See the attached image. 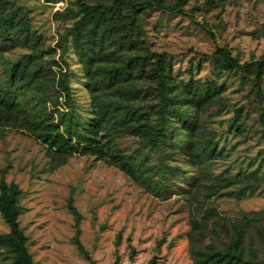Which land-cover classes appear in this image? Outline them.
<instances>
[{
    "label": "rangeland",
    "instance_id": "obj_1",
    "mask_svg": "<svg viewBox=\"0 0 264 264\" xmlns=\"http://www.w3.org/2000/svg\"><path fill=\"white\" fill-rule=\"evenodd\" d=\"M6 3L0 180L31 264H264V0ZM9 233L0 210V264Z\"/></svg>",
    "mask_w": 264,
    "mask_h": 264
},
{
    "label": "trees",
    "instance_id": "obj_2",
    "mask_svg": "<svg viewBox=\"0 0 264 264\" xmlns=\"http://www.w3.org/2000/svg\"><path fill=\"white\" fill-rule=\"evenodd\" d=\"M152 7L156 9L157 11H160L162 13H173V9H168L163 7L159 0H155V4L152 6L151 4L144 5V7ZM11 8L9 4H4L0 7V31L1 33L7 35L8 37L12 36L13 33L18 32H25L24 26L21 24V19L18 18V13L20 12L19 9H13L11 13H7V9ZM211 37L212 34H209ZM219 55L222 56L224 64L228 68H237L238 64L229 57L228 53H226L222 49H218L216 51ZM61 93H63L62 99L65 102V106L67 108L66 112H63L64 114L61 115L63 117H66L70 111L73 109V103L70 98L69 88L68 85L64 80L60 81ZM71 121L74 119V116L72 115L70 117ZM41 126H45L44 124H41ZM54 133H59V138L65 139L64 141H71L72 137L74 136V133H76V130H74V127L70 123H64L62 120H59L57 124H54ZM77 127V126H76ZM42 130H45L46 127L41 128ZM43 133V132H42ZM162 137V140L164 141L166 139V132L165 129L161 130L159 133ZM43 136V135H42ZM56 138L55 142L51 145L52 147L55 146L57 149H62V146H65L63 143H58V139ZM44 139V137H43ZM63 141V142H64ZM64 142V143H65ZM16 194V190L14 186L8 187L7 184L4 182L3 178L0 180V210L2 212V215L4 219L6 220L10 233L5 236L6 243L8 246L12 249V252L16 256V264H31L29 255L27 253V249L25 246V237L22 233V231L18 228V224L16 221V209H15V200L14 196ZM228 263L231 261L230 259L227 260ZM243 260L240 259V262L235 264H243ZM231 263V262H230Z\"/></svg>",
    "mask_w": 264,
    "mask_h": 264
},
{
    "label": "built area",
    "instance_id": "obj_3",
    "mask_svg": "<svg viewBox=\"0 0 264 264\" xmlns=\"http://www.w3.org/2000/svg\"><path fill=\"white\" fill-rule=\"evenodd\" d=\"M57 3V5L59 6H62L63 5V2L62 1H59V2H56Z\"/></svg>",
    "mask_w": 264,
    "mask_h": 264
}]
</instances>
